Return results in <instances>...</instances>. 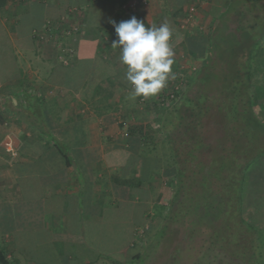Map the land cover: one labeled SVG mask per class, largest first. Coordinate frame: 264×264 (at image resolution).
I'll return each mask as SVG.
<instances>
[{
    "label": "crops",
    "instance_id": "0c3cea01",
    "mask_svg": "<svg viewBox=\"0 0 264 264\" xmlns=\"http://www.w3.org/2000/svg\"><path fill=\"white\" fill-rule=\"evenodd\" d=\"M228 2L6 0L0 6V250L6 264L131 258L172 196L165 185L176 178L166 153L168 112L157 113L154 103L168 86L195 80ZM69 7L77 8L82 30L73 42L75 62L64 66L53 37L34 38L33 30L67 17ZM133 16L146 27L166 22L173 32L175 79L144 104L132 98L120 48L112 45L118 37L111 21ZM255 61L252 99L259 115L256 95L264 88L253 77H264V63ZM6 140L16 156L5 152ZM247 196L242 192L243 217L264 236V225L244 216Z\"/></svg>",
    "mask_w": 264,
    "mask_h": 264
},
{
    "label": "trees",
    "instance_id": "16d2710c",
    "mask_svg": "<svg viewBox=\"0 0 264 264\" xmlns=\"http://www.w3.org/2000/svg\"><path fill=\"white\" fill-rule=\"evenodd\" d=\"M262 42L264 0H229L199 76L164 117L179 199L158 237L174 225L191 239L208 226L206 246L191 264H263L261 233L242 213L245 171L264 154V121L253 109L251 80ZM0 264H6L1 250Z\"/></svg>",
    "mask_w": 264,
    "mask_h": 264
},
{
    "label": "rangeland",
    "instance_id": "374dc122",
    "mask_svg": "<svg viewBox=\"0 0 264 264\" xmlns=\"http://www.w3.org/2000/svg\"><path fill=\"white\" fill-rule=\"evenodd\" d=\"M230 25H232V21L230 22ZM260 49L261 50H259L260 52L254 61H262V63H264V42H262ZM260 68H262V72L264 69V64ZM200 71L201 69L196 75V78L199 76ZM253 81L255 83H259L260 86L264 88V77L262 79H256L253 77ZM190 84H180L183 97L189 89ZM263 96V92L261 95H256V105L258 106L256 107V112L259 111L258 116L262 119V121H264ZM154 104L156 106V112H161L160 114L169 112L170 109L175 106L171 102L166 103L160 100H158L157 104ZM213 134H217V131L213 132ZM165 187H167L169 191H172V196L169 197L165 206H161L164 208H161L162 211L159 212L161 213L160 217L157 216L155 222L152 223V230L148 229L144 231L143 237L140 239L141 242L135 248H133L131 252V258L126 261L124 260V264H191L196 260V257L200 251L206 246V238L208 237L209 233V227L206 225L202 226L200 228V232L193 235L191 239L189 238L188 234H186L184 237L183 226L174 228V225H171L169 228L165 229L166 232L164 236L158 237V229L165 223L166 214L169 212V209L173 203L179 199V196L177 195L176 178L173 181H169ZM243 189V192L245 191L248 195V200L246 199V205L248 206L244 216H246L249 221L250 217L252 220L255 217V220L258 221V223L260 222L262 225H264V154L253 161L245 171ZM261 241L264 247V236H262V234ZM119 256L120 254L117 252H114V255H111L112 258L116 259ZM118 264L123 263L118 262Z\"/></svg>",
    "mask_w": 264,
    "mask_h": 264
},
{
    "label": "clouds",
    "instance_id": "9594fccd",
    "mask_svg": "<svg viewBox=\"0 0 264 264\" xmlns=\"http://www.w3.org/2000/svg\"><path fill=\"white\" fill-rule=\"evenodd\" d=\"M111 23L118 37L112 45L120 48L119 59L126 66L125 80L132 86V98L160 93L176 75L172 69L175 52L169 24L146 27L135 16Z\"/></svg>",
    "mask_w": 264,
    "mask_h": 264
},
{
    "label": "built area",
    "instance_id": "2783aa9c",
    "mask_svg": "<svg viewBox=\"0 0 264 264\" xmlns=\"http://www.w3.org/2000/svg\"><path fill=\"white\" fill-rule=\"evenodd\" d=\"M191 10H193V7H191ZM76 12V7H69L67 17L47 19L40 28L33 30L34 38L47 39L50 36L53 37L52 41H54L57 49L56 60L64 66L73 64L76 59V50L73 46V42L82 30ZM165 96L166 97L163 96L160 101L166 103L171 102L173 105H178L183 99L180 84L168 86V91ZM138 100L140 103L144 104L146 98L139 96ZM4 150L10 156H16L18 154V149L12 140H6L4 143Z\"/></svg>",
    "mask_w": 264,
    "mask_h": 264
}]
</instances>
